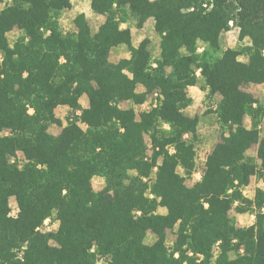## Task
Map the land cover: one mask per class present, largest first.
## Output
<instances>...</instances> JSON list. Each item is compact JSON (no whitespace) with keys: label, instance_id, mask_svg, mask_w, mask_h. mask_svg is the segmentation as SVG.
Listing matches in <instances>:
<instances>
[{"label":"trees","instance_id":"1","mask_svg":"<svg viewBox=\"0 0 264 264\" xmlns=\"http://www.w3.org/2000/svg\"><path fill=\"white\" fill-rule=\"evenodd\" d=\"M91 7L106 17L95 33L85 13L74 19L77 31L61 29L58 14L72 0H12L0 11V264H97L99 256L107 264H264V189L254 199L243 193L264 174V106L243 88L264 84V0H91ZM128 15L138 28L154 19L160 59L149 37L133 46L131 29L121 27ZM230 22L250 40L248 61L231 47L216 55ZM15 28L23 35L11 44ZM199 40L209 48L198 52ZM121 44L131 56L110 61ZM198 69L208 94L221 96L216 113L225 132L189 186L199 116L183 110ZM153 92L157 104L139 118L121 106ZM60 105L70 106L65 125ZM247 115L254 126L245 125ZM54 123L58 135L48 130ZM254 144L260 163L247 155ZM96 177L105 181L101 190ZM253 207L256 222L237 226L231 210ZM54 214L57 228L43 230ZM176 225L170 246L167 231ZM149 231L157 235L152 244Z\"/></svg>","mask_w":264,"mask_h":264},{"label":"rangeland","instance_id":"2","mask_svg":"<svg viewBox=\"0 0 264 264\" xmlns=\"http://www.w3.org/2000/svg\"><path fill=\"white\" fill-rule=\"evenodd\" d=\"M75 6H76V0H75ZM80 7H84L83 9H88V3L79 4ZM78 7V6H77ZM76 9V8H75ZM72 10H63L58 14V20L63 28V30L73 33L75 32V29L73 28V17L71 14ZM94 23V21H92ZM125 22L130 24L134 27V36L137 37H149L151 39V42L149 44V49L153 55V59L155 61L158 60V51L159 48H161V35L155 30L154 27V19H149L146 22L145 28L143 30H137L135 26H137V20L134 16L128 15V17L125 19ZM99 24V23H98ZM71 27L69 28L68 26ZM95 25V23H94ZM138 28V27H137ZM23 35V32L19 29H14L8 34V38L11 44H14L15 41H17L21 36ZM240 27L233 23L230 24V28L228 30H225L220 35V50L216 54L217 56H220L224 50L227 48H234L238 49L243 52V54L240 56V59L243 61H248L249 58L246 54V46L250 44V40L248 38L241 39L240 38ZM209 48V45L205 43L204 41L199 40L197 43V51L203 52L205 49ZM131 50L130 48H127L126 46L115 48L111 50L109 55V60L112 62H118L122 57L130 56ZM183 53H186V50L183 49ZM3 55L0 52V63L2 62ZM156 65V63H154ZM198 75V83L194 87L188 89V93L192 98L191 104L184 109L185 114L189 116H199V125L197 129V137L193 139L196 147V165L193 173L191 175H188L186 177V183L189 186H192L196 181L200 180L202 178L205 162L207 159L208 154L213 150L215 145L221 140L222 134L225 132V129L222 127L221 123L219 122L218 114L216 113L217 103L220 100V95H210L208 94V89L205 88V80L201 73V69L197 70ZM243 88L246 91H249L255 95V97L262 103L264 106V84H257V83H247L243 86ZM159 95L157 92L150 93L146 99V101L142 104H135L133 102H130L131 105H128V102H122L121 106L123 108H134L137 118H139V113L143 110H149L152 107H154L158 102ZM130 106V107H129ZM70 113V111H64L61 108L56 109V115L57 116H63V118L66 120L67 115ZM245 125L247 127L254 126V121L251 116L247 115L245 117L244 121ZM85 127V126H84ZM164 128L169 129V126L167 124L163 125ZM258 129L260 130V134L263 137L264 136V114L259 118L258 121ZM257 148L258 145H253L248 150V156H250L252 159L257 161ZM172 149V148H171ZM17 161L22 165L24 162H26L24 155L19 152L17 156ZM157 168L153 169L152 172V179L155 177V172ZM178 171L186 175L185 170L182 167L178 168ZM93 187L95 190H101L104 185L105 181L103 178L96 177L93 179ZM258 189H264V174L261 175H254L251 178V181L249 183V186L243 188V193L245 197L249 199H254L256 192ZM246 191V192H244ZM10 204H11V214L16 215L18 212V203L17 198L15 196L10 198ZM166 211V210H161ZM264 212V209H263ZM257 213L258 209L257 207H253L249 209L246 212L240 213L236 209H232L230 212V215L237 226L239 227H247L249 225H252L257 220ZM58 226V221L56 220V214H54L48 221L47 224L43 223L42 229L43 230H53L56 229ZM178 225H176L173 229H169L167 231V243L171 246L176 240L177 237V230ZM157 239V235L149 231L146 236V243L152 244ZM215 255L218 253V249H214ZM108 259L106 257L99 256L97 260V264H107Z\"/></svg>","mask_w":264,"mask_h":264},{"label":"crops","instance_id":"3","mask_svg":"<svg viewBox=\"0 0 264 264\" xmlns=\"http://www.w3.org/2000/svg\"><path fill=\"white\" fill-rule=\"evenodd\" d=\"M12 2V0H2V1H0V11L4 8V7H6L8 4H10ZM88 3V9H83L82 7H80L79 6V4H83V3ZM78 6V7H77ZM76 8V9H75ZM67 10H72V13L71 14H73L72 15V17H73V23H74V19H75V17L78 15V14H80V13H85V16H86V19H87V21H88V23L90 24V26H91V29H92V32L93 33H95V32H97V30L99 29V26L106 20V17L104 16V15H102V14H98V13H95L94 11H93V9H92V7H91V0H76V6H75V0H72V8L71 9H67ZM149 19H151V18H149ZM148 19V20H149ZM153 19V18H152ZM147 20V21H148ZM92 21H94V23H95V25H94V23L92 22ZM146 21V22H147ZM99 23V24H98ZM154 24H155V21L153 22ZM60 24V23H59ZM145 25H146V23L144 24V26L143 27H141V28H137V26H135V28L138 30H143V28H145ZM60 27H61V25H60ZM69 28L71 27V25L70 26H68ZM121 27L122 28H127V27H129L130 29H131V32H132V44H133V46L134 47H138V45L140 44V42L143 40L141 37L139 38V37H135L134 36V27L133 26H131L130 24H128V23H126V22H122L121 23ZM73 28L75 29V31H77V28H76V26H75V23H74V25H73ZM16 29V28H15ZM61 29H63L62 27H61ZM64 32H67V31H65V30H63ZM10 33V32H9ZM8 33V34H9ZM123 46H126L127 48H129V46H127L126 44H121V45H118V46H116V47H113L112 48V50L113 49H115V48H119V47H123ZM3 55V54H2ZM130 56H131V53H130ZM130 56H127V58L128 57H130ZM122 58H124V57H122ZM161 58V48H159V51H158V59H160ZM192 87H194V86H190V88H192ZM189 89V88H188ZM137 90L138 91H144L145 90V87L143 86V85H141V84H138V86H137ZM79 101H80V103L82 104V106L83 107H88L89 105H90V100H89V97H88V95L87 94H82L81 95V97H80V99H79ZM124 102H128V105H131V103L130 102H133V101H131V100H127V101H124ZM134 103V102H133ZM59 108H61L62 110H64V111H70V106H68V105H60V106H58ZM57 107V108H58ZM130 107V106H129ZM184 111V110H183ZM185 112V111H184ZM196 116V115H195ZM58 117H60L62 120H63V125H65L66 123H67V121L63 118V116H58ZM199 125V124H198ZM82 126L84 127L85 125L84 124H82ZM48 130H49V132H51V133H53V134H55V135H58L60 132H61V130H62V126H60V125H58V124H51L50 126H49V128H48ZM254 145H257V144H254ZM247 154H248V151H247ZM257 162L258 163H260L261 162V160L258 158L257 159ZM249 185H247V187H248ZM246 187V186H245ZM244 192H246V191H244ZM166 210V208L165 207H160L159 208V211L160 212H162V213H165L164 211H161V210ZM263 209H264V207H263Z\"/></svg>","mask_w":264,"mask_h":264},{"label":"built area","instance_id":"4","mask_svg":"<svg viewBox=\"0 0 264 264\" xmlns=\"http://www.w3.org/2000/svg\"><path fill=\"white\" fill-rule=\"evenodd\" d=\"M230 24L232 25L233 24V22H230ZM158 93V92H157ZM159 94V93H158ZM50 218H48V219H46L45 220V222H44V224H47V221L49 220ZM42 228V227H41Z\"/></svg>","mask_w":264,"mask_h":264}]
</instances>
